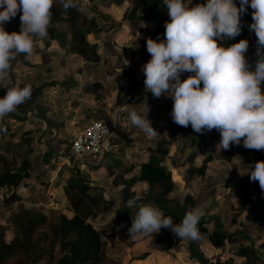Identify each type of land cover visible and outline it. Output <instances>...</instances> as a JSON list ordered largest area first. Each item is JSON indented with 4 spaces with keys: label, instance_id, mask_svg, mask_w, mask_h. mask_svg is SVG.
<instances>
[{
    "label": "trees",
    "instance_id": "trees-1",
    "mask_svg": "<svg viewBox=\"0 0 264 264\" xmlns=\"http://www.w3.org/2000/svg\"><path fill=\"white\" fill-rule=\"evenodd\" d=\"M80 1L77 0L78 8H69L65 11L59 0H54L47 35L42 38L34 37L42 45L39 48L34 43L35 51L41 55L45 54L46 48L54 40L65 52L82 58L86 64L97 66L100 62L99 44L88 41L89 34L107 43L111 40L112 32L122 27L128 28L130 35H135L141 32L144 22L152 21L157 24L156 31H162V40L165 38L164 23L169 18L163 0H130L118 21H114L107 13L101 12L98 4L108 7L119 5L124 0H87L91 13L88 17L81 11ZM193 1L205 3L204 0ZM234 2L239 7V2L237 0ZM252 12L253 9L249 6L247 12L241 17V34L224 43L227 46L238 43L241 39H247L249 48L245 55L254 70L257 59L255 55L257 37L253 31L249 30V25L253 22ZM20 15L22 11L18 12L16 17ZM5 30L11 33L19 32L21 29L17 25H6ZM154 31L146 34V41L147 38L153 39L156 36ZM26 57L27 54H20L11 62L8 74L0 78L5 80L3 84L0 83V98H3L10 88H23L31 84V98L17 106L16 110L6 117L8 120L23 122L31 116L40 123L47 124L44 94L55 85H63L67 88L72 86L74 81L72 77L69 79L62 77L59 81H42L37 84L34 82L36 78L34 75H25L17 81L18 78L13 73L16 64L27 66L31 71L50 70L45 63H28ZM79 70L76 72L78 73ZM136 83L139 82L136 79L130 80L126 71L121 69L116 73L113 105L128 107L138 103L141 99L134 97L132 92ZM201 87H203L202 83ZM100 88V83L93 81L86 85L84 90L99 100L101 96L97 90ZM152 126L158 134L153 138L152 143L145 147V160L136 164L130 162L117 172V166L121 167L122 162L120 159H116V163L113 162L111 150H107L102 154L101 161L95 163L96 165H88L91 169L104 168L111 176L112 186L118 188V204L110 218L113 226L132 224L133 217L138 212V205L141 204L154 203L159 206L164 217H172L175 223L182 221L186 212L196 205L191 195L184 194L183 197H178L175 193L176 184L172 179L171 169L175 167L176 161L169 155L171 142L157 125ZM36 131L37 129L31 128L24 130L18 128L11 131L7 121L0 120V190H2L0 197L6 208L21 202L19 188L32 176L34 162L31 155L35 150ZM15 137L17 139L13 141ZM242 150L244 154L256 155V162L264 161V150L244 147ZM221 154L225 160L230 161L229 150L222 149ZM49 156H51L50 152L47 153V157ZM195 156L196 151L193 149L186 160L180 163L184 167L186 178L192 175H203L207 163L213 158L212 150L206 148L199 165L194 166ZM69 159H72V155ZM250 172L251 169L246 168L240 175L241 183L245 188L241 193L240 207L231 206L224 210L218 206L217 201L210 199L206 213L197 226L200 238L195 241L187 239L189 259H195L200 264H264V235L260 234L264 226V193L257 198H251L247 190L251 181L248 175ZM138 182H144L146 185L141 193L134 190ZM62 190L67 208L72 213L69 216L53 207L47 212H39L20 205L10 211L6 221L12 227L13 235L6 240L3 227L0 225V264H124L121 262V257L119 258L121 252L120 255L108 252L107 238H111V235L96 229L91 224L92 219L105 211L111 199L105 198L101 189L88 181L79 170H74L67 176ZM135 196H140L141 199L137 202V206L129 207L127 201ZM242 212L249 216L248 222L239 218ZM163 230H165L164 236L156 235L153 241L160 250L167 252L171 249L173 242L178 243L183 239L175 237L167 228ZM256 242L258 243L255 244ZM200 244L209 246L213 250H225V256L211 260L206 257Z\"/></svg>",
    "mask_w": 264,
    "mask_h": 264
},
{
    "label": "clouds",
    "instance_id": "clouds-1",
    "mask_svg": "<svg viewBox=\"0 0 264 264\" xmlns=\"http://www.w3.org/2000/svg\"><path fill=\"white\" fill-rule=\"evenodd\" d=\"M54 0H0V78L8 74L11 62L20 54L31 55L34 37H45L51 22ZM63 9L78 8L77 0H59ZM169 20L164 23V40L147 38L146 47L151 59L141 71L144 89L154 98L173 100V122L194 132L217 130L221 139L217 145L229 150L243 141L246 149L264 150V0H207L189 6L187 0H163ZM253 9L249 30L257 37L254 70L248 62L247 39L225 46L242 31L241 17L248 7ZM20 16L21 30L11 32L4 25ZM159 41V42H158ZM128 62V61H127ZM192 73L181 79L183 73ZM201 83L203 87H201ZM32 85L13 87L0 98V119L30 99ZM147 116L136 110L129 112L131 123L147 136L158 132ZM259 182L264 192V161L255 163L248 174ZM140 196L127 201L137 206ZM205 215L201 206L191 208L182 221L164 217L154 203L138 205L128 229L130 238L159 233L161 228L172 231L175 237L198 240V223Z\"/></svg>",
    "mask_w": 264,
    "mask_h": 264
},
{
    "label": "rangeland",
    "instance_id": "rangeland-1",
    "mask_svg": "<svg viewBox=\"0 0 264 264\" xmlns=\"http://www.w3.org/2000/svg\"><path fill=\"white\" fill-rule=\"evenodd\" d=\"M130 0H124L121 5L114 7L113 9H109L110 5L108 7H105L104 5H99L98 8L101 12L107 13L114 21H118L121 19V14L125 7L129 4ZM205 3L207 0H204ZM240 2V0H237ZM187 2H191L189 5L195 6L196 2L193 0H187ZM80 9L83 13L86 14V16H90L91 13L89 12V1L87 0H81L80 1ZM21 16V15H20ZM20 16L15 17L11 19L10 22L6 23V25H17L21 29V21ZM169 18V16H168ZM116 19V20H115ZM145 23V22H144ZM143 23V24H144ZM154 24H146L145 27H142L141 32L136 33L135 35H130L128 33V28H125V32L119 33L120 36L114 40V32H112V37L109 42L105 43L102 42V40L95 39L92 35H88L87 38L88 41H92L93 39L97 41L99 44L98 53L100 54V62L103 61V66L99 67L97 70H95V74L93 76L88 77H81L79 79V85L77 88H75L74 91L66 93L62 92V94L59 95V90H54L53 94L50 95L49 102L44 103V107L47 108V112L50 111L54 113V111H58L61 115L62 119L64 116H67L69 114H73V110H70L73 106L70 99L78 98L81 101L83 98H85V87L88 85V80L92 79H102L103 83L106 80V77H108V80H111L114 83V75L118 72H115L113 70V67L116 63V58H112V54L116 51H119L121 54H125L124 50L129 49L127 48L128 42H130L132 46V50L130 51V54L128 57V66L129 68H121L123 71L127 72V76L130 80H134V78L139 82L136 83L133 87V95L134 97H139V99L143 98V94L148 97L151 95V98L156 103H161L160 105L163 106V111L160 113H151L150 116H158L159 121H163V130L166 137L170 140L171 144L169 147V155L170 157L175 159V167L172 172V177L174 181L177 183V187L175 190V193L178 195V197H183V195L186 193V181L189 178H186L184 167L180 164L182 161H185L189 152L191 150L196 151V156L193 160V163H196L199 165L201 158L205 155L203 152V147L205 145V142L201 141V137L205 136L209 138L208 140L211 142H208V140H205L206 143H210V146L213 144L217 146L219 144V141L221 139L220 133L213 129L212 131H206L204 134H198L193 131L191 125H189L187 128L177 125L173 122V119L171 117V111L173 107V100L170 97L161 96L160 98H154L150 92L146 93L144 87V73L141 71L142 66L147 63L151 56L147 52L146 47V34L148 32L154 31V35H156L153 39H156L157 36H159L160 40H162V31H156L157 30V24L153 22ZM142 24V25H143ZM126 35L133 36V38H130V40L126 39ZM141 35V38L140 36ZM56 41L52 40L46 50H50V48L55 47V51L61 52L57 47L59 45L55 43ZM159 42V41H158ZM119 49V50H118ZM139 49L140 54V61H137V54L139 53L137 50ZM53 51V50H50ZM138 52V53H137ZM70 53V52H68ZM118 55V54H117ZM78 57V56H76ZM82 59V58H81ZM26 61L28 63H45L47 67H49L50 71H53L52 73L47 76L44 72H38V71H31L30 69H25L24 65L16 64L13 73L18 78L17 81L23 76L27 75H34L35 83L39 84L44 79H50L51 77H54L52 80H62V77H66L65 79H69L71 77L74 78L76 76L78 69H82V66L79 64H76V61L74 60H63L60 59L58 56L50 58L48 52L45 54H39V55H29L26 58ZM100 64V63H99ZM98 64V65H99ZM127 66V67H128ZM69 67V68H67ZM67 68V69H66ZM120 69V70H121ZM119 70V71H120ZM31 71V72H30ZM80 71V70H79ZM79 73V72H78ZM190 73H183L181 75V79H186ZM104 76V77H103ZM111 76V77H110ZM49 77V78H48ZM134 77V78H133ZM72 78V79H73ZM50 81V80H49ZM143 81V83H141ZM5 80L0 79V83H4ZM106 83V82H105ZM74 89V88H73ZM61 92V91H60ZM101 96V95H100ZM103 96H101L102 98ZM100 98V99H101ZM77 103V101H75ZM137 104V103H135ZM70 106V109L66 110L64 108ZM152 108V107H151ZM73 109V108H72ZM158 111V110H157ZM49 112V113H50ZM111 112V111H110ZM108 112L107 114H111ZM114 117H112L115 120L117 129L109 135L110 138L106 137L101 142L102 149L108 148L111 150V157H113V162H117L116 159H120L122 162V165L117 166L116 171H120L121 168H123L124 165L128 163H138V161L141 160V152H138V143L139 140V130L136 126L132 127L133 125L130 124V120L121 119L120 113L113 114ZM2 122L7 121V124L9 125L10 130L12 129L10 125L14 124V120L7 119L5 116L3 119H0ZM96 120V119H91ZM17 121V120H16ZM63 121V120H61ZM59 121V123H62V129L63 132H60V135H57V137L54 138V136L50 138V135L46 133L38 134V131H41L40 129V122L35 120L34 118L30 117L28 118L27 124L25 126V129L31 128V129H37L35 132V150L31 155V159L34 162V169L32 171L31 178L27 179L24 184H22L19 188V193L21 195V202L17 204H12L10 207H5L1 202L0 197V225L3 227L4 231V238L6 240L10 239V237L13 235V230L10 225L7 224V218L9 216V213L12 209H15L17 207L24 206L27 208H31L33 210L39 211V212H47V210L51 207L57 208L61 210L64 213H67L65 210L70 211L67 208V202L66 200L63 201V204H56L52 203L50 204L52 200L55 201L56 198L55 192L53 194H47V186L50 182L56 180L57 178L66 179L67 176L72 173L74 170H79L81 173L87 178L88 181H90L93 185L100 188L101 191L106 194L110 199V203L106 206L105 211L97 216L95 219L91 220V224L93 227L100 231L107 232L109 235H111V238H107V247L109 254H118L119 258L121 257V262L124 264H200L195 259H189L187 255V239H183L182 241L175 243H172V247L169 251L164 252L160 250L159 246L154 243L153 238L156 235L164 236L165 230H163V227L161 228L159 233H153L151 235H139L135 238H130L128 229L131 227L132 224H121L119 226H113L110 223V218L112 216V211L118 204V188L113 187L111 184V176L106 173L105 169L101 167V169L97 168L98 170H101L100 172L97 171V169H91L88 165H96L97 161H101V159L97 160L98 157H87V158H76L72 156V159H69L71 156L70 149H67L69 147V142L74 134L75 129L72 130L70 127H74L77 124H72L68 126V129L66 128V125L64 122ZM19 122V121H18ZM88 124V123H87ZM65 125V126H64ZM13 127V126H12ZM15 127V126H14ZM15 129V128H13ZM192 137L195 143L189 142V139ZM151 138V137H150ZM213 138V139H211ZM7 139V138H6ZM17 138H13L12 140L15 141ZM147 143L150 141L148 138L144 139ZM152 143V142H151ZM150 143V144H151ZM148 144V145H150ZM147 145V146H148ZM243 145V141H241V144L239 146L237 145H231L230 148L233 149L230 154H233L234 152L236 154H241L243 151H238L240 149V146ZM48 147V148H47ZM218 147V146H217ZM49 149V150H48ZM137 149V150H136ZM51 153V156L47 157V153ZM257 156H254V162L251 165H248V168L252 170L254 167V164L256 162ZM115 160V161H114ZM218 165V164H217ZM80 167V168H79ZM220 168V167H219ZM216 168V169H219ZM90 170H96V172H90ZM222 171V168H220ZM136 171V169L134 170ZM133 171V172H134ZM130 175V174H127ZM224 175V174H223ZM226 177L227 175L231 177V182L233 183V186L230 185L229 192L231 193V196L228 197V203L224 205V207H221L224 210L229 209V207L233 206L230 204L233 203H240L238 202L239 193H237L236 189V181H238L237 176H233L232 174L225 173ZM235 175H237L235 173ZM237 177V178H236ZM58 182V181H57ZM256 183V182H255ZM56 185V183H54ZM199 185V182H198ZM195 185V189L193 190V194L196 195V206H201L204 213H206V203L205 198L208 195L207 193H201L199 191V186ZM257 185V184H255ZM254 185V186H255ZM259 185V184H258ZM29 186V187H28ZM198 186V187H197ZM28 187V188H27ZM146 186H144L143 183H137L134 186V190L136 192H143ZM241 189V188H240ZM2 190H0V196H1ZM225 191L218 190L216 196L218 197V201L225 202V198L221 200V197H225ZM241 195V194H240ZM104 196V195H103ZM253 196H258L253 194ZM29 197L31 201L26 200V198ZM222 197V198H223ZM259 197V196H258ZM213 200L217 201L216 198L212 196ZM241 206V204H240ZM238 206V207H240ZM235 207V206H233ZM239 218L243 219L244 221H249V216L242 212V214L239 215ZM168 231L172 232L170 229H167ZM262 236L264 235V226L261 229ZM256 242L255 244H257ZM200 248L203 250V252L206 254L207 258H210L211 260H214L215 258H223L225 256V250H213L209 246H203L199 245ZM226 249V248H225Z\"/></svg>",
    "mask_w": 264,
    "mask_h": 264
},
{
    "label": "crops",
    "instance_id": "crops-1",
    "mask_svg": "<svg viewBox=\"0 0 264 264\" xmlns=\"http://www.w3.org/2000/svg\"><path fill=\"white\" fill-rule=\"evenodd\" d=\"M116 6H119V5H114V7H116ZM109 9L110 10L113 9V6L110 5L108 10ZM146 24H150L151 25V24H154V23L152 21H146L142 25V27H145ZM125 28L126 27H122L120 30L115 31L113 39L116 40L120 36L119 33L125 32V30H126ZM135 36H137V35H135ZM138 36H140V38H141V35H138ZM130 38H133V36L126 35V39L127 40H130ZM91 42H96L97 43V41L94 40V39ZM34 43L37 44V47H39V48L42 46L41 42L39 40L34 39ZM127 46H128L127 48H129V49H127V50L125 49L124 50V52L127 51L125 54H121L119 52L121 50H119V49H118L119 51H116V52H114L112 54V58H116V60L118 59L116 61L115 65L112 66L113 70L115 72H119V70L122 67L123 68H125V67L129 68V66H128L129 62H127V61H129L130 59L128 60L127 56L130 54V51L132 50V46H131L130 42H128ZM57 48L61 52L55 51V47H53V46H52V48H50V50H53V51L48 50L49 48L46 50V52H48L50 58L58 56L60 59H62V61L63 60H67V61L68 60H74V61H76V64H79L80 66H82V69H80L79 73H77L76 76H74V78L72 77L73 81H74V84L72 86H68L66 88L63 85H55V86L51 87L49 90H47L46 93L44 94V98H43V102L45 104L49 102L50 95L53 94L54 90H59V92H58L59 95L62 94V92L63 93L64 92H66V93L72 92L79 85L80 81H78V80L81 79V77H88L89 78L90 76H93L96 73L95 70H97L99 67H101V65L103 66V61L99 62L100 64L98 63L99 65H97V66H92V65L84 63L83 60L80 57H76V55H74L72 53L65 52L60 47H57ZM137 51L139 52V49ZM140 54H141V51L137 54L138 55L137 56V61L138 62H141L140 61L141 58L139 57ZM32 55H39V53L37 51H35V46L33 48ZM28 56L29 55H27V57ZM32 64H39V63H33L32 62ZM67 68H69V67H67ZM25 69H30V68L25 66ZM36 71L44 72L46 75L48 74L47 76H49V74L53 72V71H50V70L49 71H45V70H42V69L41 70H36ZM52 79H54V77H51L50 79H44L43 81H49V80H52ZM88 81L89 82L97 81V82L100 83L101 88L97 90V93L99 95L103 96V97L98 100V99L93 98L92 95H90L89 93L85 92V96L86 97L83 98L82 101L80 99H78V98L70 99L71 103L74 106V107H72L73 109L72 108L70 109V106H68V107H66L64 109L73 110V114H69L67 116H64L62 119H60L62 114H59V112H58L60 109H58V111H54V113L48 111L46 113L47 120H48L47 124H45V122H41L40 123L41 131H38V134L45 133V135H46V133H47V134L50 135V138H51V136L52 137L54 136V138L57 137V135H60L61 131L63 132V129L61 127L62 123H59V121H61V120H63L61 122H64V124L66 125L65 129H68V126H70L72 124H74V125L77 124L74 127L73 126L70 127L71 130L73 128L75 129L74 134H76L87 123H89L91 121V119H96V120L108 119V118L114 117L113 114L120 113L121 119L130 120L129 112L131 110H136L138 112V114H141V115L146 117L147 116V107H146V105L148 106V109H149V111H148V119L151 121V124L152 125H157L159 127V130H161V132L163 134L165 133L164 130H163V127H162L163 124H164V123H162L163 121H159V117L158 116H150L151 113H154V114L156 113L157 114V113H160L161 111H163V109H164L163 106L160 105L161 103H156L151 98V95L149 96V94H148V97H147V96H145V94H143L144 95L143 98L137 104H132V105H130L128 107L114 106L113 105V99H114V95H115V84L111 80L106 79L104 81V83H103L102 79H96V78L92 79V80L90 79ZM75 101H77V103H75ZM108 112H110L111 114L110 115L107 114ZM32 118H34V117H32ZM27 121H28V119H26L23 122H18L16 120H14V124L10 125L11 128H12L11 131L15 130V129H18V128H21L22 130H24L25 126L27 124ZM130 124L133 125L131 123V121H130ZM132 127H134V125ZM13 128H15V129H13ZM138 135H139V140H140V142L138 143V149H139L138 152H141V160L140 161H143L146 158L145 147L153 141L154 137L150 138L142 130H141V132H139ZM145 138H148L150 141H148V143H147L144 140ZM208 139L209 138H207L205 136L201 137V141H203V143L205 142V145H204L202 150H203V152L205 154V149L206 148H210L212 150V157L213 158H212L211 161H209L207 163V166H206V168L204 170L203 175H201V176L192 175L186 181V189H187V191H186L185 194L191 195L196 201V195L193 194L194 193L193 190L195 189V185H198V182H199V185H198L199 186V191L201 193H204V192L207 193L208 192V195L205 198L206 208H207V206L209 204V201L212 198V196L217 199V203H218L219 207H224V205L229 202L228 201V199H229L228 197L231 196V193L229 192V189L232 188V187H230V185L233 186V183L231 182V177L228 176V175L226 177V175H225V173H228V174H232L233 176H237L238 177V179H237L238 181H236V185L235 186H236V189L238 191L237 193H239L238 202H240V203L239 204L238 203H233V202L230 203L233 206L238 207V206H240V204H242V200H241V195L240 194L242 193L243 190H245L244 186L241 183L240 175L243 173V171L246 168H248V165H251L255 161L254 160V156L255 155L252 154V153L236 154L234 152L233 154H231L230 161H227V160H225L223 158V156L221 154L222 149H220L219 147L213 145L214 143L211 146H210V143H208V144L206 143L205 140H208ZM211 139H213V138H211ZM189 142L195 143V142H193L192 137L189 139ZM208 142H211V141L208 140ZM242 148H243V145L240 146V149H238V151H243ZM107 150H109V149L108 148L102 149V147H101L100 153L97 156H95V157H98V159H101L102 158V154L105 151H107ZM229 151L232 152L233 149L229 148ZM193 164H194V166H198L196 163H193ZM219 167L222 168V171L220 170ZM216 168H219V169H216ZM99 169H101V168H99ZM173 169H174V167L171 169V171H173ZM97 171L100 172L101 170L97 169ZM90 172H96V170H94V171L90 170ZM235 173L237 175H235ZM171 176H172V172H171ZM172 179H173V177H172ZM64 180L65 179L57 178L56 180L50 182L49 185H46L47 188H48L47 189V194H53V192H55V194H57L54 197V198H56L55 201L54 200L51 201V203H50L51 205H52V203H54V205H56L58 203L59 204H63V201H65V198H64V195H63V190H62ZM173 181H174V179H173ZM174 182H175L176 187H177L176 181H174ZM54 183H56V185H54ZM138 183H143L144 186H146L144 182H138ZM255 184H257V185H255ZM258 184H259V182L255 183V182L250 181L249 187L247 188V190L249 191L251 198H257L262 193H264V192H262V190L260 189V186ZM218 190L221 191V194H222V191H225V193H224L225 197H223V196H222L223 198L221 197V200H223L225 198V202L218 201V197L216 196ZM253 194L258 195V196L255 197V196H253ZM103 195H104L105 198H109L106 194L103 193ZM26 200L31 201V199L29 197H27ZM246 206H248V205H246ZM65 211L67 212L65 214L68 215V216L72 214L71 211H68V210H65Z\"/></svg>",
    "mask_w": 264,
    "mask_h": 264
},
{
    "label": "built area",
    "instance_id": "built-area-1",
    "mask_svg": "<svg viewBox=\"0 0 264 264\" xmlns=\"http://www.w3.org/2000/svg\"><path fill=\"white\" fill-rule=\"evenodd\" d=\"M116 129L117 126L113 118L90 121L72 136L69 142L71 155L76 158L97 156L100 153L103 139Z\"/></svg>",
    "mask_w": 264,
    "mask_h": 264
}]
</instances>
